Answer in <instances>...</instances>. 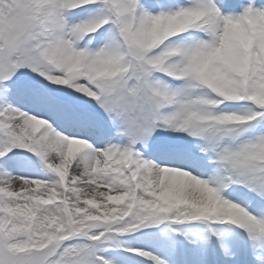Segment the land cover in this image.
<instances>
[{
  "label": "snow or ice",
  "instance_id": "obj_1",
  "mask_svg": "<svg viewBox=\"0 0 264 264\" xmlns=\"http://www.w3.org/2000/svg\"><path fill=\"white\" fill-rule=\"evenodd\" d=\"M0 264H264V0H0Z\"/></svg>",
  "mask_w": 264,
  "mask_h": 264
},
{
  "label": "rangeland",
  "instance_id": "obj_2",
  "mask_svg": "<svg viewBox=\"0 0 264 264\" xmlns=\"http://www.w3.org/2000/svg\"><path fill=\"white\" fill-rule=\"evenodd\" d=\"M222 13L225 14V15L229 14V13H227V12H223V10H222Z\"/></svg>",
  "mask_w": 264,
  "mask_h": 264
}]
</instances>
